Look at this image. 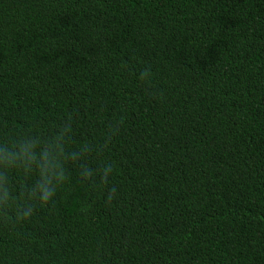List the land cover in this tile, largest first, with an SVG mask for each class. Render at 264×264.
Wrapping results in <instances>:
<instances>
[{
  "label": "trees",
  "instance_id": "16d2710c",
  "mask_svg": "<svg viewBox=\"0 0 264 264\" xmlns=\"http://www.w3.org/2000/svg\"><path fill=\"white\" fill-rule=\"evenodd\" d=\"M69 120L112 172L66 165L0 264H264V0H0V140Z\"/></svg>",
  "mask_w": 264,
  "mask_h": 264
},
{
  "label": "clouds",
  "instance_id": "9594fccd",
  "mask_svg": "<svg viewBox=\"0 0 264 264\" xmlns=\"http://www.w3.org/2000/svg\"><path fill=\"white\" fill-rule=\"evenodd\" d=\"M153 73L149 67L137 73V81L150 87ZM118 124L109 127L105 137L115 135ZM71 121L57 126L55 132L42 137L35 129L10 134L0 140V223L14 225L30 219L37 207L55 203V196L66 179L65 167L73 164L83 182H107L112 166L100 160L94 167L91 155H100L103 145L70 143ZM115 188L106 192L111 201Z\"/></svg>",
  "mask_w": 264,
  "mask_h": 264
}]
</instances>
